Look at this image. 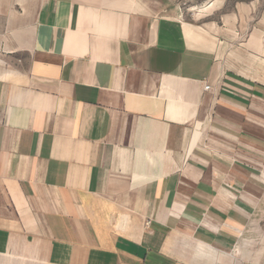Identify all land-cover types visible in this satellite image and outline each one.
<instances>
[{"label": "crops", "instance_id": "obj_1", "mask_svg": "<svg viewBox=\"0 0 264 264\" xmlns=\"http://www.w3.org/2000/svg\"><path fill=\"white\" fill-rule=\"evenodd\" d=\"M17 2L0 264L240 256L264 210V0Z\"/></svg>", "mask_w": 264, "mask_h": 264}, {"label": "rangeland", "instance_id": "obj_2", "mask_svg": "<svg viewBox=\"0 0 264 264\" xmlns=\"http://www.w3.org/2000/svg\"><path fill=\"white\" fill-rule=\"evenodd\" d=\"M183 5V8L188 11L192 8L204 4L207 0H176ZM7 6L1 11L0 7V70L3 66L2 61L9 57L8 53L24 46L26 40L30 39L31 24L20 18L12 19L11 14H16L20 8L16 5L17 0L5 1L0 0V6ZM21 12V11H19ZM23 21L24 24H23ZM1 72V71H0ZM264 204V200L261 202ZM258 216L250 222V237L245 240L242 247L240 246L241 239L235 249L230 253L241 252L240 256L219 259L221 264H264V210L258 211ZM258 224L254 226L253 224ZM253 225V226H252ZM258 231H257V230ZM239 246L241 249H238ZM205 260L204 262H207Z\"/></svg>", "mask_w": 264, "mask_h": 264}, {"label": "built area", "instance_id": "obj_3", "mask_svg": "<svg viewBox=\"0 0 264 264\" xmlns=\"http://www.w3.org/2000/svg\"><path fill=\"white\" fill-rule=\"evenodd\" d=\"M207 90H210V87L209 86L207 87Z\"/></svg>", "mask_w": 264, "mask_h": 264}, {"label": "bare ground", "instance_id": "obj_4", "mask_svg": "<svg viewBox=\"0 0 264 264\" xmlns=\"http://www.w3.org/2000/svg\"><path fill=\"white\" fill-rule=\"evenodd\" d=\"M233 259V258H232Z\"/></svg>", "mask_w": 264, "mask_h": 264}]
</instances>
